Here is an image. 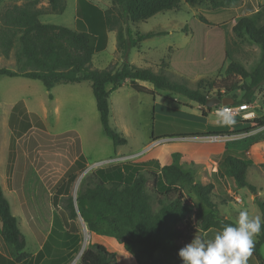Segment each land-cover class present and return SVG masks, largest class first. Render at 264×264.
<instances>
[{
  "label": "trees",
  "instance_id": "1",
  "mask_svg": "<svg viewBox=\"0 0 264 264\" xmlns=\"http://www.w3.org/2000/svg\"><path fill=\"white\" fill-rule=\"evenodd\" d=\"M41 1L43 0H30L24 5H13L3 11L0 18V53L3 57L9 58L14 52L16 70L0 68V77L39 80L48 89L58 83L90 82L103 130L113 141L115 148L125 145L126 139L110 127L109 98L114 90L121 88L124 84H128L137 92L150 93L138 84V82H146L153 85L157 91H169L182 95L202 106L205 109L202 110L204 117L213 111V108L206 107L207 100L213 98L208 95V92H216L215 98H232L234 104H249L256 91L264 84V21L263 25L258 27L252 19L247 17L239 19L232 31L235 35L249 39L262 49L260 62L252 73L242 64L234 61L228 52H224L225 59L229 60V63L224 74L222 75L221 72L219 74L220 82L214 80L205 85L204 80L201 79L198 81L197 89H191L171 80L164 72L156 73L151 68H138L127 61L130 50L136 48L142 41L162 35L161 32H151L136 33L133 36L129 28L131 23L145 22L162 12L178 10L182 2L191 6L205 4L209 8L219 9L237 6L241 0H109L111 6L106 10L99 9L88 0H77V30L42 23L40 21L42 11L38 8ZM46 1L51 13L65 12L64 0ZM200 21L203 24L193 19L184 27V32L190 30L192 41L179 53L182 55L181 61L172 58V68L191 79L217 71L215 64L207 57L209 48L206 49V47L209 37L213 34L210 30L218 31L220 36L223 33L221 28H214L205 18L201 17ZM109 31L117 33V49L123 59L122 67L93 70L91 68L93 57L106 43ZM240 81H243V85H240ZM109 86H111L110 90ZM237 91L244 93L243 99L238 100L236 96H233ZM153 115L155 120L158 115L155 113ZM255 117L243 121L247 125L243 131L264 127V115ZM172 120L174 119L168 118V121ZM182 123L189 125L191 122ZM192 125L198 127L196 123ZM169 126L170 130L167 131H163L162 128L158 131L154 129L153 140L240 133L228 132L224 128L211 130L210 127L205 128L207 130L205 134L174 133L172 125ZM72 137L75 138L77 145V151L74 154L76 158L65 173V177L57 185L67 182L63 189L67 195L68 188L77 178V173L87 169L79 138L77 135ZM38 144V141L32 138L30 144L32 146L29 148L32 152L28 156H26L27 153L21 156L19 154L15 164L12 188L18 193L24 216L41 246L46 241L51 222H53L51 234L56 231V227L66 229L68 226L73 227L70 230L66 229L68 233H71L75 227V224L71 223L78 217L79 212L91 233L117 242L126 250L139 247L140 253L148 261H152L155 253L160 251L172 264H183L178 253L184 244L190 243L195 236L204 239L203 234L208 230L219 231L223 225L235 223L229 219L216 217L218 205L215 201L214 185L196 183L191 173L185 172L176 165L178 154L173 156L174 162L170 165H162L159 160L151 158L143 162L127 161L96 169L83 180L75 199L72 196L65 198L69 215L61 210V215L53 212L52 216L51 202L45 191L48 208L47 218H45L40 207L35 203L28 201L26 203L24 197L30 182L27 174H22V168L27 161H30L28 157L34 160ZM246 156H250L249 149L244 151L226 149L224 163L229 176L240 188H248L251 193L258 195L257 187L249 183L247 179V171L251 164L245 158ZM63 161L67 163L65 158ZM261 167L264 171V163ZM150 180H153V190L148 191L147 185ZM182 182L190 186L199 201L211 212L205 213L196 202L186 199L187 196L179 185ZM255 200H258V197ZM53 205L58 208L57 199ZM260 205L264 208V203ZM182 222L185 223L183 227H181ZM51 234L49 239L52 238ZM0 236L15 262L20 263L28 258L24 252L26 240L1 184ZM263 245L264 223L253 249V255L259 264H264V258L260 252ZM78 264L119 263L115 252L102 244L90 243Z\"/></svg>",
  "mask_w": 264,
  "mask_h": 264
},
{
  "label": "rangeland",
  "instance_id": "2",
  "mask_svg": "<svg viewBox=\"0 0 264 264\" xmlns=\"http://www.w3.org/2000/svg\"><path fill=\"white\" fill-rule=\"evenodd\" d=\"M29 1H1L0 18L7 8L13 5H24ZM64 1L66 10L62 14L51 13L48 2L46 0L41 1L38 5V8L42 11L40 21L44 24L77 30V0ZM88 1L102 10L110 7L109 4H111L109 0ZM260 5L263 8L259 10L261 13L257 15L253 12L255 11L254 7ZM262 15H264V0H241L237 6L219 9L209 8L205 4L191 6L182 2L178 10L165 11L145 22L129 25L134 36L136 33H162L160 36L142 41L139 48L132 50L130 59L133 60L140 51L154 64L153 68H148L159 73L161 68L159 67L160 70H158L156 64L161 66L163 61L169 63L178 48L189 40L188 35H192L189 29L188 32H184V27L193 19L201 22L200 18L203 17L214 28H221L223 32L220 36L218 31L210 30L213 34L207 41L206 49L209 48L207 57H210V60L215 64V69L218 71L204 77V84L206 85L214 80L220 82L221 76L219 77V74L220 72L222 75L224 74L229 63V60L225 59L224 52L226 51L234 61L241 63L251 72L259 63L261 48L249 39L235 35L232 28L234 23L243 17L257 22ZM118 53L117 33L109 31L106 43L93 57L91 68L93 70L120 69L123 59ZM181 59L179 57L176 60L181 61ZM0 68L16 70L14 52L10 54L9 58L3 57L0 53ZM166 70H168L167 67ZM164 73L171 80L184 84L191 89H197L198 87V81L187 79L184 75H182L183 78L177 77V75L180 76V73L174 68H171V73ZM147 85L151 86L150 84ZM240 85H243V81H240ZM159 94L161 96L155 97V99L160 101L162 105L177 107L178 103H187L193 106V109H183L184 112L201 115V112L197 109V103L186 97L175 95L169 91H160ZM208 95L215 98L216 92H208ZM233 96L240 100L244 98V93L237 91ZM175 98L177 104L173 101ZM155 99L149 93H140L133 90L128 84H124L111 93L109 98L110 127L126 139L125 145L115 148L113 141L103 130L90 82L79 84L58 83L52 89H48L39 80L0 78V182L2 185L5 182L4 195L26 240L24 252L28 255L25 261L15 262L0 236V264H78L83 250L90 243L102 244L110 251L115 252L119 264H134L132 262L133 258L139 261L138 264H172L160 251L156 252V257L152 261H148L140 253L139 247L126 250L123 245L117 242H112L105 237L91 233L79 216L71 223L75 224L71 233L67 231L73 228L70 225L71 228L68 226L67 230L56 227V231L51 234L53 228V222H51L46 241L41 246L30 223L24 216L22 201L18 193L11 187L18 156L23 153H27L26 156H28L32 152L29 150L32 146H30L32 138L36 139L39 144L36 148L34 160L32 161L28 157L30 161H27L22 168V174H27L30 182L28 188H26L28 192L24 194V197L25 202L35 203L36 206L40 207L45 218L48 214L45 191H47L49 202H51L52 216L53 212H58L61 215L62 211L69 215L65 198L72 196L75 199L81 189L83 180L96 169L115 166L118 163L127 161L143 162L149 159L151 153H156L163 165H170L174 162L173 156L178 154L176 165L182 166L181 168L185 172L191 173L194 181L198 184L209 185L213 180L210 174L220 175L221 183L216 194L223 201L219 198L215 199L218 205V211L215 213L217 218L225 217L235 222L239 212L247 210L251 216H260L262 222H264V208L260 205V203H264V171L261 167L264 162V127L254 130L252 128L250 131L245 132L243 128L247 125H243V121L240 119L236 120L234 128L233 126L224 127L221 126L215 113L208 116L211 121L210 126L204 125L201 127L202 124L196 123L198 127H193L192 122L186 125L182 122L189 123V121L158 114L159 109L154 104ZM249 106V120L255 116L257 118V116L264 115V84L256 91ZM212 108L215 110L216 106ZM154 111L158 115L155 120L153 119ZM165 113L167 114V112ZM168 118L179 121H168ZM169 125H172L174 133L203 132L205 134L207 132L206 127H210L211 130L224 128L228 131L231 130L230 132H240L233 134L235 136L230 138V142L235 141L233 144L236 146L231 150H246L244 149L245 146H249L250 156L245 157L251 164L247 171V179L249 183L257 187L258 195L253 197L254 194L248 188H240L229 176L227 166L224 163L225 145L223 144L225 142L221 143L222 139H227L226 136H218L216 142L213 141L216 138L211 139L216 137L215 135H201L197 136L198 139L194 141L179 145L174 142L177 139L176 137L154 141L152 138L154 129L158 131L159 128H162L163 131H167L170 130ZM237 126H239L238 129H235ZM73 135H77L79 138L87 169L77 173V178L68 188L69 193L67 195V192H63L67 182L61 183L62 186L57 185L65 177V173L76 158L74 154L77 151V145L75 138L72 137ZM170 139H173V141H168ZM187 140L189 141V139H183V141ZM152 142L162 144L159 147L154 146L155 148L153 147L154 150L151 152L149 146ZM218 143L221 144L217 145ZM226 149L230 148L227 146ZM191 151H197L199 155H193ZM186 152L192 155L194 164L189 163L191 155ZM64 158L67 163H64ZM208 158L210 160H207ZM8 163L10 168L8 170L11 173L10 176H6L5 181L4 172H6ZM213 167H218L219 173H216L217 171L213 170ZM83 174L82 180H79ZM179 185L187 196V200L198 202L205 213L211 212L199 201L187 183L182 182ZM147 188L148 191L153 190V180L148 182ZM257 197L258 200H255ZM56 199L58 208L53 205ZM184 225L185 223L182 222L181 227ZM38 227H41V223ZM86 233L89 234L90 238L88 244L84 246ZM49 234L52 235L51 239H49ZM255 242H257V236ZM260 252L264 258V245L260 248ZM2 258L4 259L1 261Z\"/></svg>",
  "mask_w": 264,
  "mask_h": 264
},
{
  "label": "clouds",
  "instance_id": "3",
  "mask_svg": "<svg viewBox=\"0 0 264 264\" xmlns=\"http://www.w3.org/2000/svg\"><path fill=\"white\" fill-rule=\"evenodd\" d=\"M221 126L232 127L236 120L230 109L216 112ZM262 219L241 210L234 224H225L208 240L195 236L179 250L183 264H248L253 254L255 237L261 233Z\"/></svg>",
  "mask_w": 264,
  "mask_h": 264
},
{
  "label": "crops",
  "instance_id": "4",
  "mask_svg": "<svg viewBox=\"0 0 264 264\" xmlns=\"http://www.w3.org/2000/svg\"><path fill=\"white\" fill-rule=\"evenodd\" d=\"M109 6H111V4H109ZM109 7H107V9H108ZM255 9V11H253L254 13H256L257 15L258 14H260L261 12H259V10L261 9V8H263V6H257V7H254ZM106 10V9H105ZM260 17V16H259ZM263 21H264V15H262L259 19H258V21L257 22H255V24L258 26V27H260V26H262L263 25ZM237 22V21H236ZM236 22L234 23V25L236 24ZM233 25V26H234ZM109 33V32H108ZM107 33V34H108ZM165 34V33H164ZM134 36V35H133ZM189 36V40L183 45V46H181V47H179L178 48V50L175 52V54H174V56L172 57L173 59L175 58V60L177 59V58H179V57H182V55H180L179 53L182 51V50H184V49H186L188 46H189V44L191 43V41H192V35H188ZM142 43V42H141ZM140 43V44H141ZM140 44L136 47V48H139L140 47ZM258 46V45H257ZM260 47V46H259ZM171 49V48H170ZM133 50V49H132ZM132 50H130V52H129V54H128V57H127V61L130 63V64H132V65H134V66H136V67H138V68H148V67H151V68H153V66H154V64L153 63H151L150 61H149V59L146 57V55H142V53H140V51L137 53V56H135L134 58H133V60L132 59H130V56H131V53H132ZM211 50V49H210ZM227 52V51H226ZM119 55H120V53H118ZM262 56V49H261V51H260V54H259V56ZM121 56V55H120ZM139 56H140V58H139ZM210 56V55H209ZM261 56H260V59H261ZM209 59H210V57H209ZM260 59H259V62H260ZM130 60V61H129ZM163 64L161 65V66H158L157 64H156V66H157V69L158 70H160L159 69V67L161 68V70H160V72H170L171 73V68H172V59H171V61H169V63H166L165 61H163L162 62ZM119 64V63H118ZM241 64V63H240ZM259 64V63H258ZM257 64V65H258ZM257 65H256V67H257ZM166 67H167V69L168 70H166L165 71V69H166ZM255 67V68H256ZM173 69V68H172ZM255 70V69H254ZM253 70V71H254ZM218 71V70H217ZM216 71V72H217ZM253 71H249L250 73H252ZM215 72V73H216ZM216 75H218V74H216ZM207 75H198L196 78H194V79H191V78H189V77H186L187 79H190V80H192V81H200L201 79H203L204 77H206ZM177 77H179V78H183V76H182V74H180V76H178L177 75ZM1 78V77H0ZM9 78H11V77H9ZM15 78H22V77H15ZM31 80V79H30ZM63 84V83H62ZM68 84H70V83H68ZM74 84H77V83H74ZM79 84V83H78ZM138 84L140 85V86H142V87H144L146 90H148L150 93H149V95H152L153 97H154V99H155V97H160L161 96V94H159V92L160 91H157V90H155L154 89V87H151V86H153V85H151L150 83H146V82H138ZM147 84H150L151 86H148ZM56 85V84H55ZM53 87H54V85H53ZM52 87V88H53ZM111 86H109L108 87V89L110 90L111 88H110ZM52 88H50V89H52ZM236 94V93H235ZM176 95V94H175ZM238 99V98H237ZM239 100V99H238ZM174 101V103L175 104H177L176 102V98L173 100ZM154 104H156V107H157V109H159V113L158 114H160V115H164V116H169V117H173V118H177V119H181V120H185V121H189V122H192V123H199V124H202V125H205V126H210L211 125V121H210V119H209V115L207 116V117H204L203 116V113H202V110H204V108L202 107V106H200V105H198L197 104V109H198V111H200L201 112V115H195V114H190V113H187V112H184L183 111V109H187V108H191V109H193V106H191L190 104H187V103H184V104H181V103H178V106L177 107H175V106H169V107H167V106H164V105H162V103L160 102V101H158V100H154ZM174 105V104H173ZM249 105V104H248ZM250 107V106H249ZM161 112V113H160ZM165 112H167V114L165 113ZM154 113H156L157 114V112H155L154 111ZM211 114V113H210ZM255 115V114H254ZM263 116V115H262ZM258 117H260V116H258ZM243 125H245V123H242ZM240 126V125H239ZM239 126H237V127H235V129H238V127ZM233 128H234V126H233ZM231 131V130H230ZM237 131V130H236ZM229 132V131H228ZM235 132V131H234ZM199 133H203V132H199ZM0 136H1V131H0ZM226 136V138L227 139H222V142L221 143H224L223 145H225V148H224V153H225V151H226V147L228 146V148H230V149H232L233 147H236L235 146V144H233L232 142H230V138L231 137H233V136H235V135H225ZM183 139H189V141L187 140V141H183ZM196 139H198L197 138V136H194V137H186V138H177L174 142L177 144V145H179V144H182V143H189V142H191V141H194V140H196ZM166 141V140H165ZM168 141H173V139H170V140H168ZM220 143V144H221ZM231 143V144H230ZM246 143H249V142H246ZM162 143H160V142H152L151 143V145L149 146V149L151 148V152L154 150L153 149V147L155 146V147H159L160 145H161ZM219 143L217 144V145H220ZM239 145V144H238ZM241 145V144H240ZM243 145H244V143H243ZM250 145V144H249ZM181 146H183V145H181ZM154 147V148H155ZM220 147V146H219ZM157 149V148H156ZM240 149H241V147H240ZM244 149H249V146H245V148ZM241 150H243V149H241ZM241 150H239V151H241ZM244 151V150H243ZM190 152V151H189ZM192 152V151H191ZM186 153H188V152H186ZM193 153V155H199V152H192ZM195 153V154H194ZM153 153H151V155H150V157H149V159H151V158H155V159H157V160H159L160 161V159L158 158V156H157V154L155 153V154H153ZM188 154H190V153H188ZM191 155V154H190ZM206 156H208L207 154H206ZM190 160H189V163H191V164H194V161L192 160V155L190 156ZM207 160H210V158H208ZM161 162V161H160ZM173 163V162H172ZM215 164H217L216 162H214ZM264 163V162H263ZM162 164V163H161ZM163 165V164H162ZM182 167V166H181ZM8 169H10L9 168V163H8V167L6 168V172H4V180L6 179V176L8 175V176H10V173H11V171L9 172V170ZM216 170L217 172L216 173H219L218 172V167L217 168H215V167H213V170ZM214 173V172H213ZM14 174V173H13ZM210 176H211V178L213 179L212 180V183L211 184H213V185H215L214 186V195H215V199L217 200V198H219V197H217V194H216V192H217V190H218V188L220 187V179H219V177H220V175L219 174H216V176L215 175H213V174H210ZM13 178V177H12ZM218 179H219V181H218ZM6 181V180H5ZM0 184H1V182H0ZM1 186H2V189H3V191H4V186H5V182L3 183V185L1 184ZM217 186V187H216ZM12 187V186H11ZM255 195H253V197H254ZM219 199H221V197L219 198ZM221 201H223L222 199H221ZM196 202V201H195ZM198 205H199V203L198 202H196ZM200 206V205H199ZM201 208V207H200ZM203 210V209H202ZM225 218V217H224ZM221 219H223V218H221ZM225 219H227V218H225ZM218 232V230H215V229H211V230H208L207 232H205L204 234H203V238L205 239V240H208V239H211L216 233ZM156 257V253H155V255H154V258ZM132 262L134 263V264H138V261L135 259V258H133L132 259ZM248 264H259V262H258V260L256 259V257L252 254V256L249 258V261H248Z\"/></svg>",
  "mask_w": 264,
  "mask_h": 264
},
{
  "label": "built area",
  "instance_id": "5",
  "mask_svg": "<svg viewBox=\"0 0 264 264\" xmlns=\"http://www.w3.org/2000/svg\"><path fill=\"white\" fill-rule=\"evenodd\" d=\"M223 107H227L228 109H230L232 115L235 117V120L240 119L241 121H248L250 119V116H249L250 113L248 112L250 107L246 103L227 105V106H216V109L215 110L213 109L212 113L216 114L217 110L220 108H223ZM213 138H216L213 141H216V142L218 141L217 140L218 136L212 137L211 139H213ZM240 202H241V200H240Z\"/></svg>",
  "mask_w": 264,
  "mask_h": 264
},
{
  "label": "water",
  "instance_id": "6",
  "mask_svg": "<svg viewBox=\"0 0 264 264\" xmlns=\"http://www.w3.org/2000/svg\"><path fill=\"white\" fill-rule=\"evenodd\" d=\"M227 105H234V100L232 98L226 97V98H212V99L207 100V102H206V107H209V108H212L215 106H227ZM78 216L81 217L79 215V212H78ZM83 252H84V250H83ZM83 252H82V254H83Z\"/></svg>",
  "mask_w": 264,
  "mask_h": 264
},
{
  "label": "bare ground",
  "instance_id": "7",
  "mask_svg": "<svg viewBox=\"0 0 264 264\" xmlns=\"http://www.w3.org/2000/svg\"><path fill=\"white\" fill-rule=\"evenodd\" d=\"M83 176H84V174L81 175V177L79 178V180H82ZM79 182H80V181H79ZM89 238H90L89 234L86 233V239H85V245H84V246H86V245L88 244ZM84 248H85V247H84ZM84 248H83V249H84Z\"/></svg>",
  "mask_w": 264,
  "mask_h": 264
}]
</instances>
